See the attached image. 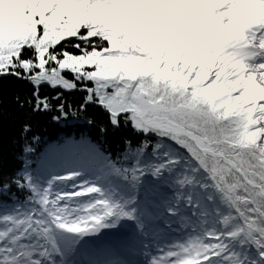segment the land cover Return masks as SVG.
<instances>
[{
	"label": "snow or ice",
	"instance_id": "1",
	"mask_svg": "<svg viewBox=\"0 0 264 264\" xmlns=\"http://www.w3.org/2000/svg\"><path fill=\"white\" fill-rule=\"evenodd\" d=\"M6 77L34 113L66 115L64 93L83 92L80 111L141 139L116 159L82 139L54 170L25 166L11 183L27 195L0 200V264H74L126 222L147 237L152 215L144 264H264V0H0ZM149 178L167 190L154 213Z\"/></svg>",
	"mask_w": 264,
	"mask_h": 264
},
{
	"label": "trees",
	"instance_id": "2",
	"mask_svg": "<svg viewBox=\"0 0 264 264\" xmlns=\"http://www.w3.org/2000/svg\"><path fill=\"white\" fill-rule=\"evenodd\" d=\"M30 93L29 85L12 77L0 81V184H11L9 192L0 196V200L9 203L16 198L23 200L27 193L11 183L13 178L25 166L39 171L54 170L51 169L52 162L60 158L62 150H73V141H91L105 155L116 159L124 151L125 139L131 140L133 145L141 139L131 127L113 128L107 113L96 105L90 104L80 111L83 92L64 93L66 115H60L56 110L59 101H52V110L48 112L34 113L24 103ZM41 94L52 96L55 93L45 87ZM17 96L23 107L14 99ZM57 115L60 118L54 120L52 117ZM102 127L104 132H101ZM26 147L32 151L25 152ZM144 190L153 206L167 194L166 189L154 187L151 178L145 182Z\"/></svg>",
	"mask_w": 264,
	"mask_h": 264
},
{
	"label": "rangeland",
	"instance_id": "3",
	"mask_svg": "<svg viewBox=\"0 0 264 264\" xmlns=\"http://www.w3.org/2000/svg\"><path fill=\"white\" fill-rule=\"evenodd\" d=\"M140 199H141V203L143 205V202H144V190L142 189L141 190V193H140ZM126 223H129V222H126ZM126 225V224H125ZM110 234V233H109ZM72 260L74 261V264L77 262L78 260V255L75 253V255L72 257Z\"/></svg>",
	"mask_w": 264,
	"mask_h": 264
}]
</instances>
